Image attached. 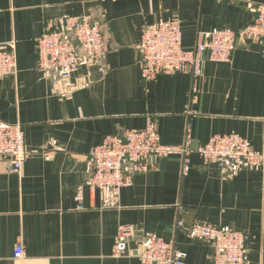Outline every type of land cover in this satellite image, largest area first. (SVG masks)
Listing matches in <instances>:
<instances>
[{"label":"crops","instance_id":"obj_1","mask_svg":"<svg viewBox=\"0 0 264 264\" xmlns=\"http://www.w3.org/2000/svg\"><path fill=\"white\" fill-rule=\"evenodd\" d=\"M264 0H0V50L14 52L17 73L0 76V123H21L28 156L11 174L0 155V264H142V239L157 234L186 253L185 264H213L214 250L177 228L199 222L243 231L249 264H264V168L229 176L196 151L156 159L117 191L94 189L92 149L107 135L142 129L153 117L161 142L196 149L236 133L264 151V43L239 45L230 62L205 55L201 73L141 74L145 24L180 21L183 47L216 26L240 31ZM102 25L105 73L78 66L70 80L37 67L36 40L67 16ZM129 248L113 256L119 228ZM25 256H14L17 246Z\"/></svg>","mask_w":264,"mask_h":264},{"label":"built area","instance_id":"obj_2","mask_svg":"<svg viewBox=\"0 0 264 264\" xmlns=\"http://www.w3.org/2000/svg\"><path fill=\"white\" fill-rule=\"evenodd\" d=\"M264 43V3L255 6L254 16L240 30L216 26L200 31L192 49L183 47L181 23L175 19L145 24L141 30L138 49L141 54V74L153 81L159 74H190L199 76L205 55L213 62H230L233 52L241 44ZM37 67L57 78L70 80L81 64L97 66L105 73L103 58L106 46L102 25L88 15L67 16L56 28H49L36 40ZM17 73L14 52L0 50V76ZM196 151L204 164H217L229 176L253 167L264 168V151L252 147L250 140L236 133L214 135L196 149L187 135L181 145L161 142L153 117L147 118L142 129H127L122 134L107 135L95 146L90 157L93 170L89 184L94 189L119 190L129 186L135 174L150 170L156 159L180 156L183 173L191 168V154ZM0 155L9 156L8 172L20 174L28 151L21 123H0ZM177 228L193 241L208 243L214 250L213 264H249L250 250L246 234L228 225L199 222L187 226L179 220ZM131 226L119 228L114 240L113 256L131 252ZM139 254L142 264H185L186 253L173 242L157 234L146 235ZM14 256L22 258L25 250L17 246Z\"/></svg>","mask_w":264,"mask_h":264}]
</instances>
